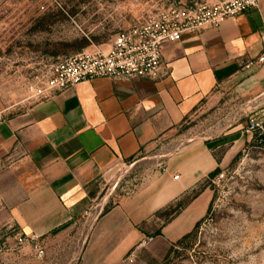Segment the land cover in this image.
I'll return each mask as SVG.
<instances>
[{
	"label": "crops",
	"instance_id": "obj_1",
	"mask_svg": "<svg viewBox=\"0 0 264 264\" xmlns=\"http://www.w3.org/2000/svg\"><path fill=\"white\" fill-rule=\"evenodd\" d=\"M263 30L264 2L165 45L158 80L85 81L3 115L0 248L13 250L17 233L45 246L90 224L81 264H126L130 255L159 264L205 216L211 185L253 139L245 120L221 119L212 127L226 125L219 135L174 148L198 115L264 113V66L243 69L263 52ZM121 173L133 177L128 192L107 193Z\"/></svg>",
	"mask_w": 264,
	"mask_h": 264
},
{
	"label": "rangeland",
	"instance_id": "obj_2",
	"mask_svg": "<svg viewBox=\"0 0 264 264\" xmlns=\"http://www.w3.org/2000/svg\"><path fill=\"white\" fill-rule=\"evenodd\" d=\"M218 1L0 0V112L17 114L42 101L39 96L56 63L84 52H109L113 40L135 26L162 20L173 11L182 18L198 15ZM263 114L227 108L220 114L198 115L174 148L202 132L206 135L221 119L227 124L256 119L264 125ZM225 127L213 129L207 137L219 135ZM252 135L224 180L211 185L212 202L192 230L194 237L171 247L159 264H264V132ZM130 180L133 177L121 173L107 193L124 195L129 188L125 182ZM90 227L78 224L63 232L45 244L42 259L30 247L0 248V264H81ZM137 261L136 255H130L126 264Z\"/></svg>",
	"mask_w": 264,
	"mask_h": 264
},
{
	"label": "built area",
	"instance_id": "obj_3",
	"mask_svg": "<svg viewBox=\"0 0 264 264\" xmlns=\"http://www.w3.org/2000/svg\"><path fill=\"white\" fill-rule=\"evenodd\" d=\"M263 2L264 0H219L212 7H203L198 15L182 18L173 11L171 16L162 20H152L135 26L119 34L113 40L109 52H84L56 63L51 68L45 90L39 98L47 99L58 92L95 79L158 80L161 77L162 50L165 45L179 42L185 34L218 28L229 19L259 8ZM260 38L263 52L258 58L247 61L243 66L244 70L264 66V30ZM2 117L3 112H0V120ZM258 131L264 132L263 122L251 119L248 132ZM224 178L225 174H222L216 182H221ZM14 238V250L33 245L37 258L42 259L45 256V247L38 236L17 233ZM152 240L148 239L142 245Z\"/></svg>",
	"mask_w": 264,
	"mask_h": 264
},
{
	"label": "trees",
	"instance_id": "obj_4",
	"mask_svg": "<svg viewBox=\"0 0 264 264\" xmlns=\"http://www.w3.org/2000/svg\"><path fill=\"white\" fill-rule=\"evenodd\" d=\"M263 139H264V136H263ZM240 156V155H239ZM238 156V157H239ZM237 157V158H238ZM197 228V227H196ZM195 231V230H194ZM194 231H192V232H190V233H188L187 235H185L177 244L179 245V246H182V245H184V243H186L188 240H190V239H192L193 237H194V234H195V232ZM176 245V244H175ZM173 248H175V247H173Z\"/></svg>",
	"mask_w": 264,
	"mask_h": 264
}]
</instances>
